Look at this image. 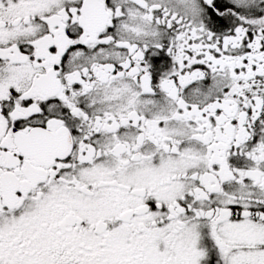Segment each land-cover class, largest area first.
I'll use <instances>...</instances> for the list:
<instances>
[{
    "label": "snow or ice",
    "instance_id": "snow-or-ice-1",
    "mask_svg": "<svg viewBox=\"0 0 264 264\" xmlns=\"http://www.w3.org/2000/svg\"><path fill=\"white\" fill-rule=\"evenodd\" d=\"M0 264H264V0H0Z\"/></svg>",
    "mask_w": 264,
    "mask_h": 264
}]
</instances>
